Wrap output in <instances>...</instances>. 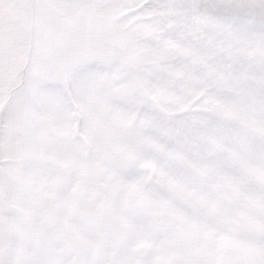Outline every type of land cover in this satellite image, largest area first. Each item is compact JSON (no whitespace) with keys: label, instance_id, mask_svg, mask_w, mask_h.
Segmentation results:
<instances>
[{"label":"snow or ice","instance_id":"6c2138e0","mask_svg":"<svg viewBox=\"0 0 264 264\" xmlns=\"http://www.w3.org/2000/svg\"><path fill=\"white\" fill-rule=\"evenodd\" d=\"M0 264H264V0H0Z\"/></svg>","mask_w":264,"mask_h":264}]
</instances>
